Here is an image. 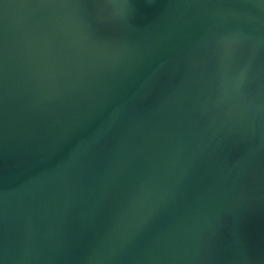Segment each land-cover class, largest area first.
I'll return each mask as SVG.
<instances>
[{"label":"water","instance_id":"water-1","mask_svg":"<svg viewBox=\"0 0 264 264\" xmlns=\"http://www.w3.org/2000/svg\"><path fill=\"white\" fill-rule=\"evenodd\" d=\"M0 264H264V0H0Z\"/></svg>","mask_w":264,"mask_h":264}]
</instances>
